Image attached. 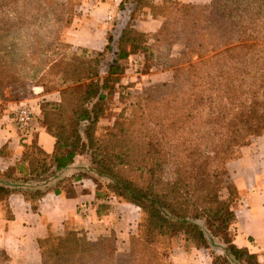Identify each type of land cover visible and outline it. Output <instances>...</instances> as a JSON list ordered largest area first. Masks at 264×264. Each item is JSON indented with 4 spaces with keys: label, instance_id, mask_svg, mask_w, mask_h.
<instances>
[{
    "label": "trees",
    "instance_id": "1",
    "mask_svg": "<svg viewBox=\"0 0 264 264\" xmlns=\"http://www.w3.org/2000/svg\"><path fill=\"white\" fill-rule=\"evenodd\" d=\"M16 2L0 0V15L15 14ZM129 2L130 22L118 39L109 36L103 51L79 48L67 56L54 54L55 58L47 61L50 72L42 79V87L58 90L60 101H42L40 121L56 139L55 153L50 156L33 144L22 158V163L28 164V175H16L23 164L5 175L25 184L35 183L38 188L23 192L33 203L49 191L74 198V183L85 178L83 172L63 179L59 174L76 157L86 156L111 179V192L144 214L145 233L132 238L127 264H164L168 257L160 256L155 246L160 239L178 237L209 251L215 246L213 240L220 238L225 255L211 252L214 264H260L255 254L235 245V233L230 232L236 222L233 206L238 191L227 164L264 135V0H213L208 5L175 0ZM31 5L25 4V11ZM143 11H149L155 20L163 19L154 44H150V34L131 23L136 13ZM69 15V11L63 13L59 22L70 24ZM5 27L1 25L0 32L11 26ZM176 36L182 37V51L179 58L170 60L171 82L154 85L153 96L139 98L133 115H119L122 119L106 135L98 134L100 120L112 110L119 77L125 72L122 62L142 52L145 70L157 68L158 49L174 43ZM57 47L65 45L57 43ZM106 53L113 58L102 77ZM0 57L8 63L15 58L4 49ZM44 57L50 59L46 52ZM8 69L0 60V91L22 85ZM127 91L119 86L120 98L129 96ZM151 103H163L155 119ZM150 123L156 128H149ZM7 155V149L1 148L0 156ZM170 159L179 162L180 174L165 182L160 168ZM122 167L147 175L148 181L140 185L125 176ZM56 179V186L49 187ZM16 192V186L0 184V204L7 208L9 218V197ZM96 194L100 200V192ZM41 249L43 264H117L114 240L100 237L91 242L75 230L64 238L47 239Z\"/></svg>",
    "mask_w": 264,
    "mask_h": 264
},
{
    "label": "rangeland",
    "instance_id": "2",
    "mask_svg": "<svg viewBox=\"0 0 264 264\" xmlns=\"http://www.w3.org/2000/svg\"><path fill=\"white\" fill-rule=\"evenodd\" d=\"M106 1L108 0H17L15 14H8L7 7L2 8L7 14L0 15V26L11 27L5 33L0 32V50L11 52L15 58L11 61L12 63L6 62L2 57L0 60L4 67H9L8 72L16 74V78L22 82V85L5 87L0 91V112L5 110L8 102L31 104L28 102L29 100L54 93L60 97L58 90L47 91L42 87L45 83L42 79L50 72L47 61L55 58L54 54L61 53L67 56L70 52H77L79 48L100 52L105 49L110 35L115 39L119 38L123 28L130 22L129 1L132 0H119L120 4L117 5L116 11L105 17L101 11V3ZM123 1L127 2L125 7L121 8ZM175 1L193 4L180 0ZM27 3L33 5L28 11H25L24 5ZM66 11L70 12V24L65 21L59 22ZM109 12L111 13L112 10ZM147 15H149V11L136 13L131 23L134 24L135 29L150 34V44H154L163 19H157L159 27L156 29V25ZM64 18H67L66 14ZM181 42L182 37L176 36L174 43L159 48L158 67L152 70H145V57L142 52L132 55L128 60L122 62L125 72L119 77L120 83L114 93L112 110L100 120L98 134L106 135L115 123L122 119H119V115H123V117L133 115L136 103L141 101L138 99L145 97L146 94L152 95L151 89L154 85L171 82L173 73L170 60L179 58L182 51ZM57 43H62L65 47L59 49ZM45 52L50 56V59L44 57ZM112 58L111 54L106 53L101 66L102 77L106 75L108 62ZM197 61V57H194L193 62ZM119 86L126 87L129 96L124 99L120 98ZM39 91L40 94L37 95L36 93ZM44 100L49 101L40 99L38 102L41 104ZM162 105L163 103H151L150 110L154 119L160 115L158 109ZM152 122H156V120ZM148 127L156 128L152 123ZM83 164L85 171L82 174L85 176L86 183L90 184L96 193L100 192L101 194V198L97 202L99 219L95 222L91 221L87 226L73 227L70 230L82 232L91 242H96L100 237L114 240L117 264H127L132 238L143 237L145 233L144 214L140 208L127 203L111 192L109 188L112 183L111 179L102 171H98L90 159L84 161ZM120 170L125 176L140 185H145L148 181L147 175H142L136 170H131L128 167H122ZM179 174V162L175 159L163 163L160 168V177L165 182L173 181L179 177ZM230 232L231 234L235 233L232 226ZM213 242L215 246H211L210 251L200 249L192 243H186L181 237L160 239L155 247L160 256L167 255L168 258L167 260L164 258V264H214L211 252L225 255L223 251L225 244L220 238L214 239ZM50 248L51 243L45 247L46 250ZM6 262L5 255L0 254V264H6Z\"/></svg>",
    "mask_w": 264,
    "mask_h": 264
},
{
    "label": "crops",
    "instance_id": "3",
    "mask_svg": "<svg viewBox=\"0 0 264 264\" xmlns=\"http://www.w3.org/2000/svg\"><path fill=\"white\" fill-rule=\"evenodd\" d=\"M187 3L206 4L212 0H180ZM162 3L163 0H155ZM119 0H108L101 3V11L106 17L116 11ZM112 10L110 13L109 11ZM109 12V13H108ZM149 16L153 24L159 27V21ZM108 18V17H107ZM40 94V91L36 93ZM59 101L57 93L39 96L28 102L36 116L34 130L28 135H22L14 124V115L20 103L8 102L0 116V149L8 151L6 157L0 156V184L18 189L9 197L7 208L0 204V254L7 256L6 264H43L41 245L49 238H61L71 228L87 226L91 221H97L96 190L83 178L76 181L77 197L68 198L49 191L38 202L28 201L24 191L35 190V183L18 182L17 179L6 177L10 169H17L27 147L36 144L46 154L53 155L56 149V139L48 133L41 123V108L38 100ZM2 102V101H1ZM86 156H78L74 163L59 175L60 179L72 178L73 175L84 172ZM227 169L238 191V201L234 205L236 222L234 243L239 248H246L255 254L260 264H264V135L255 139L251 145L241 150V156L227 164ZM17 177L28 175V164L22 165ZM58 180L51 181L48 186L55 187ZM88 221V222H87Z\"/></svg>",
    "mask_w": 264,
    "mask_h": 264
},
{
    "label": "built area",
    "instance_id": "4",
    "mask_svg": "<svg viewBox=\"0 0 264 264\" xmlns=\"http://www.w3.org/2000/svg\"><path fill=\"white\" fill-rule=\"evenodd\" d=\"M13 119L16 128L22 135L31 133L37 122L33 108L25 102H20Z\"/></svg>",
    "mask_w": 264,
    "mask_h": 264
}]
</instances>
